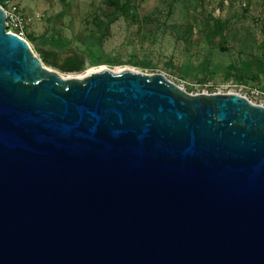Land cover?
Listing matches in <instances>:
<instances>
[{"label": "water", "instance_id": "1", "mask_svg": "<svg viewBox=\"0 0 264 264\" xmlns=\"http://www.w3.org/2000/svg\"><path fill=\"white\" fill-rule=\"evenodd\" d=\"M6 27L0 4V264H264V105L63 77Z\"/></svg>", "mask_w": 264, "mask_h": 264}, {"label": "rangeland", "instance_id": "2", "mask_svg": "<svg viewBox=\"0 0 264 264\" xmlns=\"http://www.w3.org/2000/svg\"><path fill=\"white\" fill-rule=\"evenodd\" d=\"M12 4L41 15L24 37L64 77L103 65L162 72L191 93L264 90V0H4ZM54 36L66 45L51 46ZM68 58L79 65L67 69Z\"/></svg>", "mask_w": 264, "mask_h": 264}, {"label": "built area", "instance_id": "3", "mask_svg": "<svg viewBox=\"0 0 264 264\" xmlns=\"http://www.w3.org/2000/svg\"><path fill=\"white\" fill-rule=\"evenodd\" d=\"M4 9L6 13V23H7L6 29L22 37H24V32L25 29L27 28V25L41 18V15L37 12L21 11L16 4H12L9 8L4 7ZM238 89L239 91H235V92L242 94L246 96L248 99H250L244 92H242V90L243 91L245 90L246 93H249L256 98V101L250 99L252 102L264 105L263 89H260L256 86L244 85V84H241L238 87Z\"/></svg>", "mask_w": 264, "mask_h": 264}, {"label": "trees", "instance_id": "4", "mask_svg": "<svg viewBox=\"0 0 264 264\" xmlns=\"http://www.w3.org/2000/svg\"><path fill=\"white\" fill-rule=\"evenodd\" d=\"M0 4L4 7V0H0ZM27 37H31L29 34H27ZM51 46H55L56 48L61 49L62 47H64L66 45L65 41H63V39L60 36H54L51 39H48L47 41ZM65 67H69V68H76L79 63H77V61H73L71 58L66 59L65 63H64ZM246 70H249L250 67L247 66L245 68Z\"/></svg>", "mask_w": 264, "mask_h": 264}, {"label": "bare ground", "instance_id": "5", "mask_svg": "<svg viewBox=\"0 0 264 264\" xmlns=\"http://www.w3.org/2000/svg\"><path fill=\"white\" fill-rule=\"evenodd\" d=\"M99 68H103V65H102L101 67H99ZM99 68H97V69H99ZM90 70H96V69H90ZM90 70H89V71H90ZM63 77H64V76H63Z\"/></svg>", "mask_w": 264, "mask_h": 264}]
</instances>
